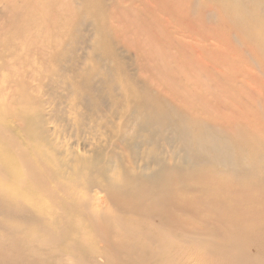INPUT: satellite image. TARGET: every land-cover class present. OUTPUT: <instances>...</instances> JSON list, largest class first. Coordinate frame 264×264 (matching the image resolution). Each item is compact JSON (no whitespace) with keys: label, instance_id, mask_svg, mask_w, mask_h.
I'll return each mask as SVG.
<instances>
[{"label":"bare ground","instance_id":"obj_1","mask_svg":"<svg viewBox=\"0 0 264 264\" xmlns=\"http://www.w3.org/2000/svg\"><path fill=\"white\" fill-rule=\"evenodd\" d=\"M0 22V264H183L200 237L210 264H264V0H0ZM49 81L104 128L86 153L57 144Z\"/></svg>","mask_w":264,"mask_h":264},{"label":"rangeland","instance_id":"obj_2","mask_svg":"<svg viewBox=\"0 0 264 264\" xmlns=\"http://www.w3.org/2000/svg\"><path fill=\"white\" fill-rule=\"evenodd\" d=\"M90 22H92L90 20ZM90 22L88 21L87 26L85 27V31L83 32V41H82V26L80 33H77L74 37V48H70V53L72 52L76 54L78 58V62L82 63V61L85 59L87 51H88V40H89V32H93L94 28L92 25H90ZM1 25V22H0ZM90 26V28H89ZM88 28V29H87ZM90 30V31H89ZM87 32V33H86ZM127 60L134 59V56L127 57ZM133 73L136 72L135 68L130 69ZM43 90V89H42ZM42 98L45 104L53 105L51 106L52 112H51V121H58L61 122V125L64 129V140L61 139V143H57L59 146L68 147L70 153H74L76 156L77 153H86L88 149V144L90 143V140L97 138L100 140L103 137L104 134V128L99 124V127H94L90 124V117L85 118V120H82L81 122L76 125V122L74 121V118L65 116L62 114L61 109L66 106L67 102L69 101L70 95L67 93V91L63 90V88L60 85H54L51 83V81L48 82V84L44 87V90L42 92ZM103 104L108 109L110 107V101L106 98L101 99V107L103 108ZM90 105V104H89ZM54 108L58 111H55ZM90 108V106H89ZM106 109L104 108L103 111L106 112ZM100 111V110H99ZM86 117V116H85ZM117 120V118H116ZM130 121L134 122L135 119H131ZM128 123V122H127ZM131 126H134L130 123ZM143 130V128H140ZM126 132H130L129 127L126 126L125 128ZM124 142V141H123ZM112 143L110 139L105 140V144ZM113 144V143H112ZM124 145H126V149L131 146V144H128L126 141L124 142ZM114 148L107 149L109 150V154H106V156L109 158L110 165L115 166L117 164V159L120 157L121 153V147L113 144ZM175 149V148H173ZM134 151H138V155L143 157V155H146L149 150L146 146H144L141 142L136 146L135 150L130 151V153H134ZM162 154L169 155L172 152V149L169 148H162ZM85 181V180H84ZM84 181L82 182L81 188L78 190L79 197L83 200L84 208H89L91 204H94V198H95V192L96 188H92L90 191L86 190L84 187ZM81 200V201H82ZM197 244H190V243H180V247L177 250V253L180 254L181 262L183 264H210L211 262V254L208 253L206 245L208 243L213 244L215 246L220 245V241L216 239H204L203 237H200V239H197ZM54 255V256H53ZM52 257L55 259H51L52 257H48L43 259L42 261H46L48 259H51L52 262L55 261V264H82V256L78 254V252L72 251L71 253H64L61 249H58L55 254H53ZM182 256V257H181ZM59 257L61 261H57L55 258ZM59 259V260H60ZM57 261V263H56ZM59 262V263H58Z\"/></svg>","mask_w":264,"mask_h":264}]
</instances>
